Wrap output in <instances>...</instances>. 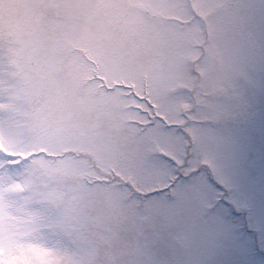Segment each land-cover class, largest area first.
I'll return each mask as SVG.
<instances>
[{"label": "rangeland", "instance_id": "1", "mask_svg": "<svg viewBox=\"0 0 264 264\" xmlns=\"http://www.w3.org/2000/svg\"><path fill=\"white\" fill-rule=\"evenodd\" d=\"M0 264H264V0H0Z\"/></svg>", "mask_w": 264, "mask_h": 264}]
</instances>
